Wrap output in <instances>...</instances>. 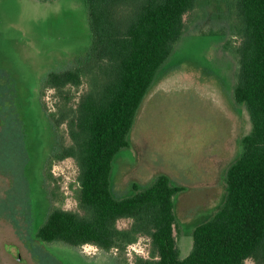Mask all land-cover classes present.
I'll return each instance as SVG.
<instances>
[{
    "label": "trees",
    "instance_id": "trees-1",
    "mask_svg": "<svg viewBox=\"0 0 264 264\" xmlns=\"http://www.w3.org/2000/svg\"><path fill=\"white\" fill-rule=\"evenodd\" d=\"M82 1L90 48L69 68L47 72L39 87L41 98L48 90L55 97L53 110L40 103L52 140L65 127L69 142L61 143L60 137L43 163L46 204L32 230L35 242L75 249L89 245L121 255L145 238L146 256L119 264H264V0H220L231 32L225 48L236 64L232 97L246 109L251 130L226 172L222 205L194 228L185 257L174 235L175 198L182 187L159 174L147 187L134 185L131 195L116 198L111 175L115 157L129 146V133L151 86L192 22L189 18H196L210 0ZM82 87L78 96L72 93ZM13 98L11 88L0 84V174L10 180L8 194L19 189L9 195L3 216L14 214L16 205L29 208L31 203L26 115L5 113ZM68 158L77 168L75 189L71 187L75 211L63 209L50 188L52 166ZM120 220H129V226L118 228Z\"/></svg>",
    "mask_w": 264,
    "mask_h": 264
},
{
    "label": "rangeland",
    "instance_id": "rangeland-1",
    "mask_svg": "<svg viewBox=\"0 0 264 264\" xmlns=\"http://www.w3.org/2000/svg\"><path fill=\"white\" fill-rule=\"evenodd\" d=\"M227 14L225 3L210 0L196 18H189L186 34L158 73L136 117L128 148L115 157L112 167L111 190L116 198L131 195L134 185L147 187L159 174L182 187L174 211V235L182 257L191 249L194 228L222 205L226 172L251 130L246 109L232 97L236 64L225 48L231 37ZM90 45L82 0H0V84L14 94L5 113L26 115L29 163L25 171L31 190L29 208L16 205L14 214L7 211L3 216L4 205L12 200L9 195L19 189L15 186L8 194L10 180L0 174V264H119L125 258L131 262L135 255L146 256L145 238L120 255L104 254L89 245L81 249L44 246L33 237L46 204L41 189L43 163L60 137L61 143L69 142L65 127L52 140L40 103L53 110L55 97L48 90L41 98L39 87L47 72L69 68ZM84 89L72 93L78 96ZM51 172L55 180L50 188L63 209L77 210L71 188L75 189L77 177L74 161L55 163ZM129 224L120 220L117 227Z\"/></svg>",
    "mask_w": 264,
    "mask_h": 264
},
{
    "label": "built area",
    "instance_id": "built-area-1",
    "mask_svg": "<svg viewBox=\"0 0 264 264\" xmlns=\"http://www.w3.org/2000/svg\"><path fill=\"white\" fill-rule=\"evenodd\" d=\"M136 244H137V243H136ZM132 246H133V245H132ZM129 247H131V246H129ZM129 247H128V248H129ZM140 253H142V252H140Z\"/></svg>",
    "mask_w": 264,
    "mask_h": 264
}]
</instances>
